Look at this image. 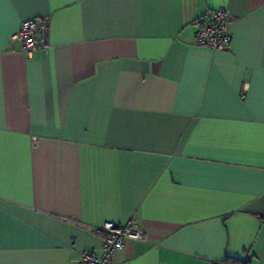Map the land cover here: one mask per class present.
I'll return each mask as SVG.
<instances>
[{
    "label": "crops",
    "instance_id": "crops-1",
    "mask_svg": "<svg viewBox=\"0 0 264 264\" xmlns=\"http://www.w3.org/2000/svg\"><path fill=\"white\" fill-rule=\"evenodd\" d=\"M218 9L228 49L196 46ZM127 221L114 264H264V0L0 2V264L101 256Z\"/></svg>",
    "mask_w": 264,
    "mask_h": 264
},
{
    "label": "built area",
    "instance_id": "built-area-1",
    "mask_svg": "<svg viewBox=\"0 0 264 264\" xmlns=\"http://www.w3.org/2000/svg\"><path fill=\"white\" fill-rule=\"evenodd\" d=\"M197 24L199 25L194 33L196 46L206 47L212 51L228 49L231 40V21L227 10L209 11ZM47 39L48 21L46 19L21 21L16 33L11 37V41L19 43L21 53L27 58H30L37 50H48ZM94 233L101 237L102 255L83 251L71 264H114L113 255L122 250L127 242L141 241L144 238V232L134 226L131 221L124 224L108 222L100 228H95Z\"/></svg>",
    "mask_w": 264,
    "mask_h": 264
},
{
    "label": "trees",
    "instance_id": "trees-1",
    "mask_svg": "<svg viewBox=\"0 0 264 264\" xmlns=\"http://www.w3.org/2000/svg\"><path fill=\"white\" fill-rule=\"evenodd\" d=\"M230 264H246V263H239V261L233 260Z\"/></svg>",
    "mask_w": 264,
    "mask_h": 264
},
{
    "label": "snow or ice",
    "instance_id": "snow-or-ice-1",
    "mask_svg": "<svg viewBox=\"0 0 264 264\" xmlns=\"http://www.w3.org/2000/svg\"><path fill=\"white\" fill-rule=\"evenodd\" d=\"M0 2H2V0H0Z\"/></svg>",
    "mask_w": 264,
    "mask_h": 264
}]
</instances>
